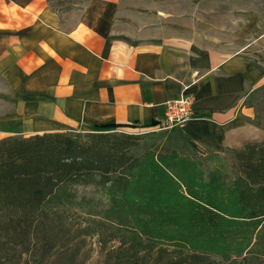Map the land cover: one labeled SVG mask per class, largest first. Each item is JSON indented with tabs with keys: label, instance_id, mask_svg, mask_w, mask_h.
<instances>
[{
	"label": "crops",
	"instance_id": "1",
	"mask_svg": "<svg viewBox=\"0 0 264 264\" xmlns=\"http://www.w3.org/2000/svg\"><path fill=\"white\" fill-rule=\"evenodd\" d=\"M155 18L121 0H88L63 17L46 0H0V139L147 130L188 94L192 117L163 137L172 149L204 156L264 141V111L248 102L264 88V18L144 22Z\"/></svg>",
	"mask_w": 264,
	"mask_h": 264
},
{
	"label": "trees",
	"instance_id": "2",
	"mask_svg": "<svg viewBox=\"0 0 264 264\" xmlns=\"http://www.w3.org/2000/svg\"><path fill=\"white\" fill-rule=\"evenodd\" d=\"M117 126L89 130L85 138L55 131L0 139V264H37L31 243L40 208L61 185L88 177L98 178L121 211L129 205L132 182L153 177L158 187L168 184L186 207L137 221L138 231L108 249L103 264H221L209 253L225 234L242 237L244 246L234 248L237 264H264V141L233 149L237 167L228 181L222 165L203 167L217 153L187 157L171 150L133 157L129 149L139 137ZM162 222L166 225L156 228Z\"/></svg>",
	"mask_w": 264,
	"mask_h": 264
},
{
	"label": "rangeland",
	"instance_id": "3",
	"mask_svg": "<svg viewBox=\"0 0 264 264\" xmlns=\"http://www.w3.org/2000/svg\"><path fill=\"white\" fill-rule=\"evenodd\" d=\"M46 1L63 17L67 13L78 12L88 0ZM121 1L136 9L150 8L156 12L157 18L144 20L154 26L169 21L188 26L212 24L224 27L231 20L248 14V12H255L264 18V0ZM248 102L259 111H264V88L255 90ZM89 130L106 131V128L74 127L63 131L79 134L85 138L84 135ZM118 130L134 133L139 137L129 149V154L133 157L138 158L145 152H150L152 155H163L175 150L163 138L169 130L155 132L137 129ZM175 151L181 156L195 157L196 155V153ZM217 154L220 156L206 160L203 167L210 169L216 165H222L225 172L224 177L230 181L237 167L233 149H223ZM157 180L159 181L153 177L146 182L141 179L133 181L127 190L129 205L123 211L112 206L106 189L99 183L97 177H88L80 182L61 185L40 208L31 243L32 258L37 261V264H103L104 255L108 249L116 247L120 240L126 238L131 232L138 231L137 221L142 222L144 218L156 217L158 213L164 214V211H168L169 208L185 210V202L181 204L182 198L173 195L168 184L167 186L159 184L158 187ZM178 184L177 186L186 196L185 186ZM192 192L197 193L196 190ZM194 207L195 204L190 202L189 210ZM198 207L200 208L199 204ZM215 220L218 221V219ZM153 222H149L148 226ZM165 223L162 222L156 228L166 225ZM260 226L258 225L255 232ZM223 227L230 233L232 228L224 224ZM254 240L255 236L252 237L249 246ZM241 246H244L242 237H230V234H225L224 238L218 236L216 248L209 253V256L221 264H237L239 259L234 248Z\"/></svg>",
	"mask_w": 264,
	"mask_h": 264
},
{
	"label": "built area",
	"instance_id": "4",
	"mask_svg": "<svg viewBox=\"0 0 264 264\" xmlns=\"http://www.w3.org/2000/svg\"><path fill=\"white\" fill-rule=\"evenodd\" d=\"M191 104L192 97L188 94H180L178 97L167 101L163 117L146 131L170 130L176 126H181L193 115Z\"/></svg>",
	"mask_w": 264,
	"mask_h": 264
}]
</instances>
